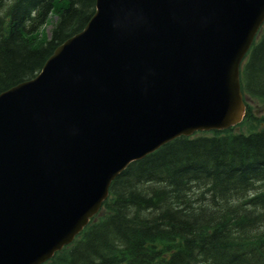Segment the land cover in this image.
Segmentation results:
<instances>
[{
  "label": "water",
  "instance_id": "95a60500",
  "mask_svg": "<svg viewBox=\"0 0 264 264\" xmlns=\"http://www.w3.org/2000/svg\"><path fill=\"white\" fill-rule=\"evenodd\" d=\"M264 0H95L33 77L0 92V264H40L129 163L245 112Z\"/></svg>",
  "mask_w": 264,
  "mask_h": 264
},
{
  "label": "trees",
  "instance_id": "16d2710c",
  "mask_svg": "<svg viewBox=\"0 0 264 264\" xmlns=\"http://www.w3.org/2000/svg\"><path fill=\"white\" fill-rule=\"evenodd\" d=\"M94 10L95 0H0V92L35 76ZM240 80L264 100V29ZM238 126L177 136L129 163L99 213L42 264H264V111L246 101Z\"/></svg>",
  "mask_w": 264,
  "mask_h": 264
},
{
  "label": "rangeland",
  "instance_id": "374dc122",
  "mask_svg": "<svg viewBox=\"0 0 264 264\" xmlns=\"http://www.w3.org/2000/svg\"><path fill=\"white\" fill-rule=\"evenodd\" d=\"M54 19V16H51L49 17L48 21L46 24H44L40 30L42 31L41 34L43 36H46L47 35V32L49 31V26L51 24V20ZM249 102V104L251 105L252 107V110L253 112L256 114V115H260L263 113L264 111V100L260 99V98H253V99H248L247 100ZM237 130H240L241 128L239 127H236Z\"/></svg>",
  "mask_w": 264,
  "mask_h": 264
}]
</instances>
